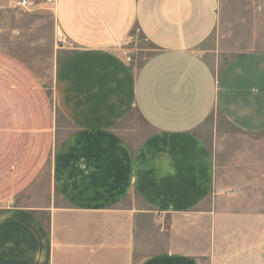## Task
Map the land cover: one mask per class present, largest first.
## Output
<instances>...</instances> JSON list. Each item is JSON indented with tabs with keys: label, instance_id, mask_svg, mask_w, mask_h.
Listing matches in <instances>:
<instances>
[{
	"label": "crops",
	"instance_id": "1",
	"mask_svg": "<svg viewBox=\"0 0 264 264\" xmlns=\"http://www.w3.org/2000/svg\"><path fill=\"white\" fill-rule=\"evenodd\" d=\"M55 11L69 45L52 99L71 131L41 196L30 76L0 54V264H264V202L213 193L200 133L213 112L264 133V51L217 68L204 45L218 0H56ZM134 29L145 45L128 44Z\"/></svg>",
	"mask_w": 264,
	"mask_h": 264
},
{
	"label": "rangeland",
	"instance_id": "2",
	"mask_svg": "<svg viewBox=\"0 0 264 264\" xmlns=\"http://www.w3.org/2000/svg\"><path fill=\"white\" fill-rule=\"evenodd\" d=\"M22 1L26 4H19ZM55 3L0 0V54L12 57L30 76V188L32 194L38 189L40 196L49 182L47 168L58 139L71 131L52 99L54 71L67 50L60 47L69 45L58 28ZM127 42L135 47L145 45L138 29ZM204 46L215 50L210 56L219 57L217 68L240 52L264 51V0H218V26ZM141 52L136 56L139 61L150 50ZM146 130L149 132L148 127ZM200 133L216 163L213 193L226 194L230 201L264 202V133L237 130L217 112ZM163 242L165 248L166 232Z\"/></svg>",
	"mask_w": 264,
	"mask_h": 264
},
{
	"label": "built area",
	"instance_id": "3",
	"mask_svg": "<svg viewBox=\"0 0 264 264\" xmlns=\"http://www.w3.org/2000/svg\"><path fill=\"white\" fill-rule=\"evenodd\" d=\"M19 4H21V5H25V4H26V1L19 2ZM126 59H127V60H130V56H126Z\"/></svg>",
	"mask_w": 264,
	"mask_h": 264
}]
</instances>
